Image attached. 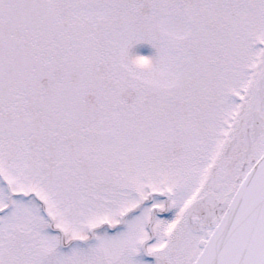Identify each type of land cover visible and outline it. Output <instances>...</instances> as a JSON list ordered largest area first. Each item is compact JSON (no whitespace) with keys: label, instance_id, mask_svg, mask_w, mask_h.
Listing matches in <instances>:
<instances>
[{"label":"snow or ice","instance_id":"1","mask_svg":"<svg viewBox=\"0 0 264 264\" xmlns=\"http://www.w3.org/2000/svg\"><path fill=\"white\" fill-rule=\"evenodd\" d=\"M0 264H264V0H0Z\"/></svg>","mask_w":264,"mask_h":264},{"label":"rangeland","instance_id":"2","mask_svg":"<svg viewBox=\"0 0 264 264\" xmlns=\"http://www.w3.org/2000/svg\"><path fill=\"white\" fill-rule=\"evenodd\" d=\"M139 47L141 49V54H147L150 51L149 46H147V45H142Z\"/></svg>","mask_w":264,"mask_h":264}]
</instances>
